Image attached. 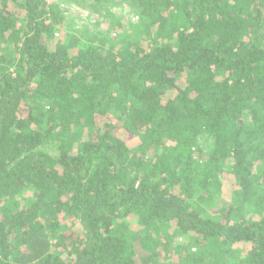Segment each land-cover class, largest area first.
Listing matches in <instances>:
<instances>
[{
    "label": "trees",
    "instance_id": "trees-1",
    "mask_svg": "<svg viewBox=\"0 0 264 264\" xmlns=\"http://www.w3.org/2000/svg\"><path fill=\"white\" fill-rule=\"evenodd\" d=\"M126 1L137 37L69 54L0 0V264H264V0Z\"/></svg>",
    "mask_w": 264,
    "mask_h": 264
},
{
    "label": "rangeland",
    "instance_id": "rangeland-1",
    "mask_svg": "<svg viewBox=\"0 0 264 264\" xmlns=\"http://www.w3.org/2000/svg\"><path fill=\"white\" fill-rule=\"evenodd\" d=\"M48 1L56 3L65 17V23L58 28L53 37L51 48L58 47L69 54H75L81 34L87 36L93 32L101 33L116 45L119 44L120 39L131 40L137 37L134 28L139 23V17L126 0H106L99 5L85 0ZM175 95V91H168L163 98V102L174 98ZM200 143L205 149L210 144L206 138H202ZM218 182L223 185V195L214 207L218 209L235 204L234 193L237 191L235 178L226 172L218 178ZM131 222L133 223V220ZM133 226L135 227V225ZM234 248L244 253L249 250L250 245L238 244ZM140 253L142 255L143 252ZM144 256L146 254H143Z\"/></svg>",
    "mask_w": 264,
    "mask_h": 264
}]
</instances>
